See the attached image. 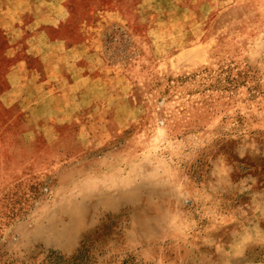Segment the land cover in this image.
Masks as SVG:
<instances>
[{
    "label": "rangeland",
    "instance_id": "rangeland-1",
    "mask_svg": "<svg viewBox=\"0 0 264 264\" xmlns=\"http://www.w3.org/2000/svg\"><path fill=\"white\" fill-rule=\"evenodd\" d=\"M45 2L0 0V264H264V0Z\"/></svg>",
    "mask_w": 264,
    "mask_h": 264
},
{
    "label": "crops",
    "instance_id": "crops-1",
    "mask_svg": "<svg viewBox=\"0 0 264 264\" xmlns=\"http://www.w3.org/2000/svg\"><path fill=\"white\" fill-rule=\"evenodd\" d=\"M46 2H47V0H45ZM26 2H28L29 3V9L27 10L28 11V13H31V15H36L37 13H38V10H37V2H38V0H26ZM45 2V3H46ZM27 11H26V13H27ZM36 23V21H34L33 22V25ZM3 28H2V26H1V24H0V30H2Z\"/></svg>",
    "mask_w": 264,
    "mask_h": 264
}]
</instances>
